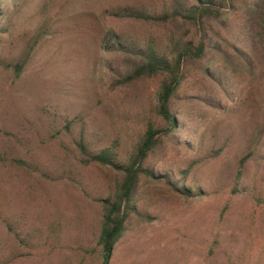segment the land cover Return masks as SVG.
<instances>
[{"label":"rangeland","instance_id":"rangeland-1","mask_svg":"<svg viewBox=\"0 0 264 264\" xmlns=\"http://www.w3.org/2000/svg\"><path fill=\"white\" fill-rule=\"evenodd\" d=\"M160 6L161 0L2 6L0 264H99L101 201L114 192L118 174L82 163L76 142L82 137L93 151L114 144L121 161L131 153L153 116L156 82L117 85L123 58L103 51L102 41L115 34L162 47L172 26L113 16ZM22 57L24 70L14 79L5 65ZM228 76L225 100L191 69L180 96L208 98L221 109L183 100L180 135L189 148L166 140L148 161L157 175L198 195L171 191L164 179L142 180L139 215L110 264H264V87L260 68L248 74L239 66Z\"/></svg>","mask_w":264,"mask_h":264},{"label":"trees","instance_id":"trees-1","mask_svg":"<svg viewBox=\"0 0 264 264\" xmlns=\"http://www.w3.org/2000/svg\"><path fill=\"white\" fill-rule=\"evenodd\" d=\"M13 1L0 0V19L2 6ZM113 16L170 25L174 30L162 47L150 41L136 44L115 34L102 41L103 51L123 58L122 71L115 78L117 85L151 80L156 82V90L153 116L146 121L125 160L118 159L114 144L93 151L82 137L76 142L82 163L97 164L118 174L114 192L101 201L99 264H110L129 221L132 216L139 215L137 196L142 180L164 179L171 191L186 198L198 195V192L192 194L183 181H173L170 176L160 177L148 165L151 156L166 140L181 149L189 148L187 140H182L180 135L186 124L177 106L183 100H193L214 110L221 109L218 103L208 98L180 96L191 69L197 70L225 100L231 99L228 72H235V67H244L248 74H254L260 68L264 87V0H161L160 9L156 12L148 13L128 7L115 12ZM218 61L220 66H216ZM25 63V57H22L5 67L10 68L14 79H17ZM245 160L246 157L240 161L241 166ZM12 162L27 167L23 160L12 159ZM8 229L12 231L10 227Z\"/></svg>","mask_w":264,"mask_h":264}]
</instances>
